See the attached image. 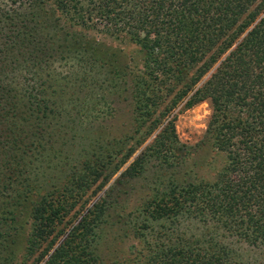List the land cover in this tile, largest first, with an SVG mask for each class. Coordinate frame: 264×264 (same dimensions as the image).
<instances>
[{"label": "trees", "instance_id": "1", "mask_svg": "<svg viewBox=\"0 0 264 264\" xmlns=\"http://www.w3.org/2000/svg\"><path fill=\"white\" fill-rule=\"evenodd\" d=\"M81 29L123 37L136 54ZM60 76L109 88L105 105L110 94L127 101L130 127L111 136L96 126L64 180L45 188V169L67 157L64 136L84 124L69 121ZM200 101L204 132L183 146L173 111ZM205 148L221 156L211 176L185 168V182L151 193L131 231L138 246L103 259L96 237L109 212L98 194L109 179L127 163L105 195L151 159L163 169L185 156L192 170ZM181 215L198 222L193 232L178 231ZM158 220L165 241L143 232ZM236 242L264 248V0H0V264H264L242 261Z\"/></svg>", "mask_w": 264, "mask_h": 264}, {"label": "rangeland", "instance_id": "2", "mask_svg": "<svg viewBox=\"0 0 264 264\" xmlns=\"http://www.w3.org/2000/svg\"><path fill=\"white\" fill-rule=\"evenodd\" d=\"M81 31L87 37H92L107 46L121 50V54L131 56L132 58L136 54L134 51L135 47L123 37L104 35L91 29H81ZM56 66L60 72L66 70V65L61 66L59 64ZM90 74H93V69H90L88 76ZM57 79L61 81L64 77L60 76ZM63 81L68 84L67 87L63 86L62 98L68 102L66 109L68 110L67 115L71 117L69 121L77 124L80 115L83 118L82 122L84 124L80 127L74 125V128L71 127L66 136H64L69 139L68 144L62 147V156L65 155L67 157L61 158L57 168L45 169L46 171L40 179L41 185L45 188H48L52 184H59L64 180L68 164L71 165L76 162L77 154L82 153V147L87 145L88 137L95 130L96 126H105L107 124L109 127L105 131L111 132V136L121 134L130 127V112L127 101L120 100L118 95H116L117 98H114L113 96L115 95L110 94V98L114 99L113 103L110 102L108 96L105 98L106 105L101 102V94H107L106 89L109 88H105L104 86L97 87L90 83L88 78L86 80H82V78L75 80L74 78L67 77ZM112 109H114L113 112ZM173 112L175 113L173 127L178 143L183 146L185 144H197L202 137L210 112L208 103L200 101L189 108L177 112L175 108ZM112 113L116 116H111ZM71 134L73 136L70 137ZM191 157L195 162L192 170L185 165V156L180 159L181 162L179 163L176 162L171 166L163 165V169L158 167V161L151 159L145 164V168L140 175L129 179H122L120 183L115 184L108 194L105 195L109 184L117 177L118 172L127 163L109 179L103 190L98 194L101 197H106L105 208H108L109 212L106 222L101 225L96 237L98 252L103 259L108 260L126 256L130 247L138 246V241L131 234V231L140 218L138 209L141 208L151 193L157 189H166L171 181L177 183L185 182V168H187L189 174L194 172V174L201 177H210L221 159L219 153H215L211 148L196 151ZM135 216L139 217L135 218ZM174 224H176L175 226L178 228V231L185 232L186 230L187 232H193L198 222L189 220L185 223V215H181L176 219ZM160 230L171 232L168 223L164 220L151 222L149 227L143 229V232L146 238L154 234L165 241L166 237L160 234ZM174 235L176 234L170 233V236ZM169 239L173 240L174 237H169ZM234 245L238 249L237 252L242 261L247 260V262L251 263L264 257V248L251 249L243 243L238 242Z\"/></svg>", "mask_w": 264, "mask_h": 264}]
</instances>
